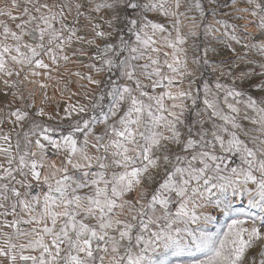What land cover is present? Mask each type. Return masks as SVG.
<instances>
[{"label": "snow or ice", "instance_id": "6c2138e0", "mask_svg": "<svg viewBox=\"0 0 264 264\" xmlns=\"http://www.w3.org/2000/svg\"><path fill=\"white\" fill-rule=\"evenodd\" d=\"M0 264H264V0H0Z\"/></svg>", "mask_w": 264, "mask_h": 264}]
</instances>
